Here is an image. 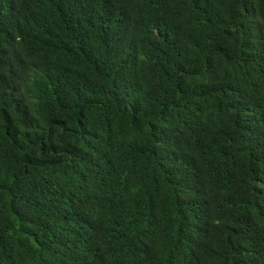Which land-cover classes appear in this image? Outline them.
Returning a JSON list of instances; mask_svg holds the SVG:
<instances>
[{
    "label": "trees",
    "instance_id": "obj_1",
    "mask_svg": "<svg viewBox=\"0 0 264 264\" xmlns=\"http://www.w3.org/2000/svg\"><path fill=\"white\" fill-rule=\"evenodd\" d=\"M0 264H264V0H0Z\"/></svg>",
    "mask_w": 264,
    "mask_h": 264
}]
</instances>
